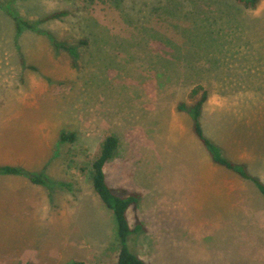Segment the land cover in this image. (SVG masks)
Returning a JSON list of instances; mask_svg holds the SVG:
<instances>
[{
  "label": "rangeland",
  "instance_id": "1",
  "mask_svg": "<svg viewBox=\"0 0 264 264\" xmlns=\"http://www.w3.org/2000/svg\"><path fill=\"white\" fill-rule=\"evenodd\" d=\"M124 5L0 0V167L44 175L55 186L35 189L27 175L14 177L13 200L42 208L30 210L29 224L0 226V264H118L116 217L94 188L93 164L116 136L117 154L104 171L123 197L153 193L151 170L218 168L191 116L177 110L197 84L210 92L201 118L205 136L230 160L264 168V0L254 10L235 0ZM62 11L68 16L46 20ZM55 42L75 47L79 58ZM244 150L254 165L240 161ZM155 214L186 227L183 210H155L148 200L133 205L128 218L138 226ZM170 237L163 235L156 250L138 233L129 246L149 264H255L203 256Z\"/></svg>",
  "mask_w": 264,
  "mask_h": 264
},
{
  "label": "crops",
  "instance_id": "2",
  "mask_svg": "<svg viewBox=\"0 0 264 264\" xmlns=\"http://www.w3.org/2000/svg\"><path fill=\"white\" fill-rule=\"evenodd\" d=\"M249 152L244 150L240 161L254 165ZM248 170L264 183V168ZM15 176L18 175H0V226L29 224L35 215L30 210L42 208L34 200L24 206L13 200ZM149 176L154 177L148 182L154 192L138 191L140 202L136 206L148 200L155 210L169 207L181 209L186 215L183 228L178 223L172 224L174 219L163 220L156 214L153 219L145 216L140 220L141 234L154 240L156 250L160 248V239L170 231V240L182 239L189 243V248L202 251L203 256L224 254L263 263L259 259H264V194L252 180L222 167L164 168L151 170ZM32 187L37 189L33 184ZM178 232L185 233V238H180ZM2 255L5 254L0 252Z\"/></svg>",
  "mask_w": 264,
  "mask_h": 264
},
{
  "label": "trees",
  "instance_id": "3",
  "mask_svg": "<svg viewBox=\"0 0 264 264\" xmlns=\"http://www.w3.org/2000/svg\"><path fill=\"white\" fill-rule=\"evenodd\" d=\"M113 1L115 2L117 8L121 7L124 9L122 5L125 4V0ZM260 1L261 0H235L236 4L245 10L256 9L260 4ZM161 7L162 6H159L157 10L159 11ZM68 14V11L57 12L50 15L46 20H61L68 16ZM24 26L33 31L35 30V28L29 22H25ZM17 30H22V25H20V23L17 24ZM54 45L57 49H64L68 51L74 59L79 58V53L75 47H69L57 42H55ZM209 98L210 92L207 87L204 84H197L191 88L188 94V103L183 102L179 104L177 106V110L180 112H186L191 116L194 134L202 143V145L208 150L215 165L233 170L240 174L243 178L252 180L259 190L264 194V183L260 179L251 176L246 166L238 164L227 158L223 149L205 136L201 118ZM61 139L63 141H67L68 138L66 136H62ZM119 145V139L116 136H111L104 142L102 152L99 158L93 164L94 188L104 203L114 212L116 217L121 246L118 256V264H149L141 259L138 254L129 246L132 237L143 231V227L141 225L132 228L128 218L129 209L133 205H137L140 202V194L138 192H134L126 197L116 194L108 184L104 171L106 164L116 156ZM0 175H27L33 185H44L50 188L51 191L55 190V186L51 185L44 175L37 176L31 173L28 174L18 167L1 166Z\"/></svg>",
  "mask_w": 264,
  "mask_h": 264
}]
</instances>
